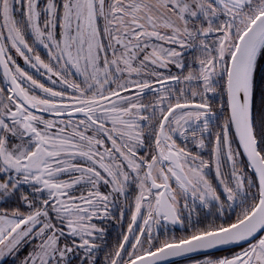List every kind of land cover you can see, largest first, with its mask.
<instances>
[{
	"label": "snow or ice",
	"instance_id": "obj_1",
	"mask_svg": "<svg viewBox=\"0 0 264 264\" xmlns=\"http://www.w3.org/2000/svg\"><path fill=\"white\" fill-rule=\"evenodd\" d=\"M0 264H264V0H0Z\"/></svg>",
	"mask_w": 264,
	"mask_h": 264
}]
</instances>
